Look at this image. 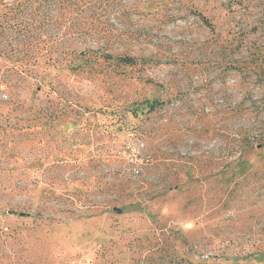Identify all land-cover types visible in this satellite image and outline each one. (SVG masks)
I'll use <instances>...</instances> for the list:
<instances>
[{"label":"rangeland","instance_id":"374dc122","mask_svg":"<svg viewBox=\"0 0 264 264\" xmlns=\"http://www.w3.org/2000/svg\"><path fill=\"white\" fill-rule=\"evenodd\" d=\"M158 1L133 66L0 57V264H264V0Z\"/></svg>","mask_w":264,"mask_h":264},{"label":"trees","instance_id":"16d2710c","mask_svg":"<svg viewBox=\"0 0 264 264\" xmlns=\"http://www.w3.org/2000/svg\"><path fill=\"white\" fill-rule=\"evenodd\" d=\"M158 0H12L0 7V57L12 62L14 70L26 77L42 78L41 67L54 68L74 63L86 66L99 60L133 66L138 58L126 52H117L116 45L126 38L143 36L146 27L138 26L131 19L141 7L160 6ZM207 26H212L200 13ZM113 19L118 20L120 26ZM93 66V65H92ZM80 66H77L78 68ZM16 72V71H15ZM40 83H42L40 81ZM38 88L41 85H37ZM162 102L154 99L148 104L154 111ZM246 150L254 149L260 136L245 133ZM264 146V136L261 137ZM246 151V152H247ZM259 171V170H258ZM254 172V174H256ZM155 264H194L189 260L170 256L158 257Z\"/></svg>","mask_w":264,"mask_h":264}]
</instances>
